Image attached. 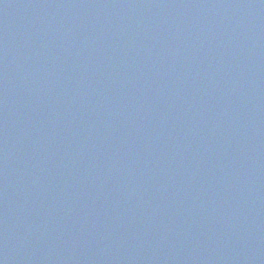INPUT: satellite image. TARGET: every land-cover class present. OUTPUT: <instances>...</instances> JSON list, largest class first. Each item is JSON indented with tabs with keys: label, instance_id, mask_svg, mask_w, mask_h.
Wrapping results in <instances>:
<instances>
[{
	"label": "water",
	"instance_id": "water-1",
	"mask_svg": "<svg viewBox=\"0 0 264 264\" xmlns=\"http://www.w3.org/2000/svg\"><path fill=\"white\" fill-rule=\"evenodd\" d=\"M0 264H264V0H0Z\"/></svg>",
	"mask_w": 264,
	"mask_h": 264
}]
</instances>
